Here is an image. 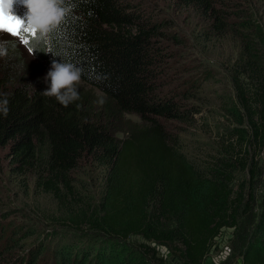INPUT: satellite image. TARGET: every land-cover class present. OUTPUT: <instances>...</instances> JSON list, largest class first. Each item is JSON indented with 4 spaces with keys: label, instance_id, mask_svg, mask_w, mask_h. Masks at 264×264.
<instances>
[{
    "label": "trees",
    "instance_id": "obj_1",
    "mask_svg": "<svg viewBox=\"0 0 264 264\" xmlns=\"http://www.w3.org/2000/svg\"><path fill=\"white\" fill-rule=\"evenodd\" d=\"M181 1L199 9L217 33L230 23L239 29L238 50L229 62L235 101L225 108L237 125L250 127L252 151L228 143V156L212 162L187 155L168 121L189 119L198 108L160 84V63L167 55L160 40L164 21L141 2L65 0L69 11L47 37L61 57L39 54L48 65L62 58L79 66L81 79L100 93L78 89L81 99L65 107L43 94L44 80L28 84L20 65L0 58V94H7L9 108L6 117L0 114V145L8 143L17 168L32 171L35 184L54 194L70 220H84L107 237L102 246L68 237L47 248L35 243L0 264H103L117 249L110 236L125 240L135 234L166 245L181 264H203L223 227L241 230L240 216L254 208L262 174L257 156L264 146V22L239 13L233 0ZM10 43L18 53V45ZM100 96L107 98L102 106L96 103ZM85 157L107 167L98 204L76 198L80 193L71 186L70 172ZM237 166L248 167L247 191L243 183L237 188L232 183L230 172ZM258 206L241 264H264V166ZM139 245L143 250L125 249L121 264H164L147 257L156 259L154 247Z\"/></svg>",
    "mask_w": 264,
    "mask_h": 264
},
{
    "label": "rangeland",
    "instance_id": "obj_2",
    "mask_svg": "<svg viewBox=\"0 0 264 264\" xmlns=\"http://www.w3.org/2000/svg\"><path fill=\"white\" fill-rule=\"evenodd\" d=\"M135 1L141 2L154 17L164 21L160 40L167 55H163L164 59L160 63V84L165 91L177 93L183 103L194 104L198 108L189 119L173 118L168 121L171 130L179 134L187 155L199 163L212 162L221 155L228 156L229 153L225 152L228 143L238 149L247 147L251 152L254 147L247 145L251 138L250 127L246 123L237 125L234 115L226 113L225 108L226 105L232 106L235 101L231 81L233 67H230L229 62L238 50L239 41L236 35L239 29L235 30L230 23L222 33H217L199 9L186 6L181 0ZM233 1H236L234 7H238L239 13L248 14L264 22V0ZM10 11L26 23V8L19 0H16ZM5 16H8L7 12ZM31 38L33 34L30 31L23 33V39H27L29 45ZM0 40L7 42L8 58L17 63H11V66L20 65L21 69L25 70V80L28 84L36 85L40 80H44L50 65L39 52L31 55L29 46L22 43L21 38L8 32H0ZM11 41L18 45L16 48L19 54L14 50L15 45L11 47ZM78 89L100 93L97 88L91 87L82 79ZM125 117L140 120L135 113H127ZM237 132H241L244 137L240 139ZM117 135L122 136L123 132L117 131ZM241 140L243 142L239 144ZM254 145L257 150L258 144ZM260 148L257 157L258 170L262 171V174L254 187L255 206L241 214L239 222L242 231L237 227L221 229L203 264L242 263L241 252L247 244L252 224L259 212L258 204L262 193L264 146ZM107 175L106 166L89 157L83 158L78 167L70 172L71 186L80 193H76V198H83L90 204H98ZM230 175L235 188L239 183H243L247 191L251 179L248 167L237 166L231 170ZM106 235L84 220H70L54 194L35 184L32 171L17 168V162L9 152L8 143L0 145V251L7 249L0 256L2 261L10 262L18 258L35 243L47 248L61 237L72 238L76 243L102 246ZM110 238L117 241L114 246L117 249L103 264H121L125 249L143 250L140 243L155 248L156 259L152 258L151 254L147 256L151 263L161 259L164 264H181L166 245L146 240L141 235H131L125 240L113 236Z\"/></svg>",
    "mask_w": 264,
    "mask_h": 264
},
{
    "label": "clouds",
    "instance_id": "obj_3",
    "mask_svg": "<svg viewBox=\"0 0 264 264\" xmlns=\"http://www.w3.org/2000/svg\"><path fill=\"white\" fill-rule=\"evenodd\" d=\"M15 3L16 0H0V11L14 16L10 10ZM19 3L26 8V23L21 18L15 17L33 34L31 44L29 45V42L25 43L29 46L31 55L42 51L51 53L54 57L60 56L48 44L47 37L49 33L61 24L69 11L65 0H19ZM41 42L46 47L41 48ZM8 55L9 46L7 42L0 40V58L8 57ZM81 77L82 70L79 66L66 62L62 58L59 62L53 59L49 70L43 78L47 84L43 94L48 97H55L61 105L67 107L69 104L81 99L78 91ZM0 95L4 96L3 99H0V114L6 117L9 111L7 94ZM106 100L105 96H100L97 98L96 103L102 106L106 103ZM77 107L79 108L80 105L77 104Z\"/></svg>",
    "mask_w": 264,
    "mask_h": 264
},
{
    "label": "snow or ice",
    "instance_id": "obj_4",
    "mask_svg": "<svg viewBox=\"0 0 264 264\" xmlns=\"http://www.w3.org/2000/svg\"><path fill=\"white\" fill-rule=\"evenodd\" d=\"M0 32H8L9 34L22 38V43H27V39H23V33L28 32V29L24 27L23 23L15 16L5 14L0 11Z\"/></svg>",
    "mask_w": 264,
    "mask_h": 264
},
{
    "label": "built area",
    "instance_id": "obj_5",
    "mask_svg": "<svg viewBox=\"0 0 264 264\" xmlns=\"http://www.w3.org/2000/svg\"><path fill=\"white\" fill-rule=\"evenodd\" d=\"M219 235H220V234H219ZM219 235H218V236H219ZM218 236H216V238H218Z\"/></svg>",
    "mask_w": 264,
    "mask_h": 264
}]
</instances>
